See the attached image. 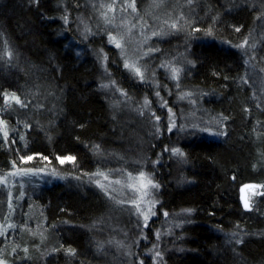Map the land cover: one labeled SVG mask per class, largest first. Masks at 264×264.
Here are the masks:
<instances>
[{
  "label": "rangeland",
  "instance_id": "obj_1",
  "mask_svg": "<svg viewBox=\"0 0 264 264\" xmlns=\"http://www.w3.org/2000/svg\"><path fill=\"white\" fill-rule=\"evenodd\" d=\"M224 2L226 11L231 4L251 11V19L227 33L225 19L200 9L196 0H55L52 22L63 49L78 63L93 66L95 75L85 83L96 87L116 124L111 135L92 143L89 164L77 163L70 154L45 155L39 152L41 143L58 136L65 114L58 95L49 90L53 101L47 106L39 91L25 92L23 85L1 90L0 149L8 159L0 164V264L21 257L20 264H33L52 253L61 255V264H166V256L181 249L179 242L189 241L196 221L193 205L170 202L173 190L190 183L184 148L206 140L233 143L235 131L228 129L229 117L220 109L229 97H240L232 92L238 86L245 102L240 108L234 98L236 109L243 112V126L249 124L248 136L257 135L261 147L252 159L254 173L236 183L235 200L261 226L250 216L246 225L228 215L210 225L223 248L221 264L247 259L240 244L255 240L264 228V127L247 119L254 109L264 113V0ZM0 46L4 66L26 71L6 40ZM205 46L231 50L237 65L236 82L226 87L217 108L216 99L193 81L203 63L196 57ZM212 109L220 118L211 115ZM42 111L47 115L38 120L36 113ZM54 189L82 202V215L85 207L96 208L89 214L92 224L51 225L50 202L40 197ZM61 228V233L82 234L78 248L58 245Z\"/></svg>",
  "mask_w": 264,
  "mask_h": 264
},
{
  "label": "trees",
  "instance_id": "obj_2",
  "mask_svg": "<svg viewBox=\"0 0 264 264\" xmlns=\"http://www.w3.org/2000/svg\"><path fill=\"white\" fill-rule=\"evenodd\" d=\"M189 1L193 4L195 0ZM196 1L200 9H209L211 12L213 10V17L217 20L225 19L223 28L227 33L251 19V11L246 8H234V4H231L232 9L226 11L228 4L225 0L214 4L211 0ZM56 15L55 0H0V44L6 40L13 54L17 56L20 68L26 70L13 71L15 66L9 69L0 62V92L10 84L23 85L25 92L27 89L32 92L39 91L40 97L46 98L47 101L43 100L47 106L52 100V95H47V92L52 90L57 94L65 114L58 122V136L48 144L41 143L39 152L45 155H48L49 151L59 155L70 154L77 163L89 164L92 161V143L111 135L116 120L103 109L96 87L87 85V80L90 81L95 75L93 66H88L85 62L78 63L77 57L71 51L63 49V38H58L57 25L52 22ZM0 50L2 51L1 46ZM231 52L221 47L217 49L205 46L200 52V57H196V63L201 60L203 63L198 78L195 76L193 80L194 84L207 90L216 99V108L226 96V87L237 79V65L234 64ZM232 92L234 96L240 94V97L234 98L238 100L241 108L245 101L240 86L234 87ZM233 99L229 97L226 106L220 109L229 117L228 129L235 131L233 143L216 145L206 143L210 140L205 139L206 142L199 141L190 150L188 146L184 148L190 164L185 173L190 183L173 190L170 202L172 205H193L197 213L196 221L190 226L189 241L182 239L178 244L181 249L167 255L166 264H221L224 260L223 248L215 233L216 228L210 224L220 223L217 220L224 219L225 215L246 225L251 224L247 219L252 218L256 227L261 226V220L255 218L253 212H243L235 200L236 183L254 173L252 159L255 152L257 156L260 151L261 144L257 135L256 139L248 136L249 124L243 126V112L240 113L241 109H236L237 104L235 106ZM250 107L253 108V105L250 104ZM212 111L215 113L211 114L212 116L220 118L216 109ZM42 112L36 113L38 120L47 115L44 114L45 111ZM247 119L249 123L259 122L264 127V113L257 109L249 113ZM6 159L8 155L0 149V164H5ZM258 165L256 160V176L260 174ZM231 175L235 176L234 180H231ZM50 191H47L46 197L41 196L40 199L43 203L46 200L50 202L47 214L51 225L69 222L72 225L83 224L89 227L92 224L89 223V214L95 213L96 208L85 207L82 215L83 205L76 197L67 191ZM99 208L103 209L101 206ZM248 216L250 218L246 219ZM61 230L62 228L55 230L58 234V245L63 243L66 246L74 245L76 248L80 246L82 234L61 233ZM262 230H258L259 235L255 240L240 244V249L247 258L242 260L243 263H237L233 258L224 263L264 264V233L260 232ZM22 260L23 257L16 259L12 264H20ZM33 264H61V255L52 253Z\"/></svg>",
  "mask_w": 264,
  "mask_h": 264
},
{
  "label": "snow or ice",
  "instance_id": "obj_3",
  "mask_svg": "<svg viewBox=\"0 0 264 264\" xmlns=\"http://www.w3.org/2000/svg\"><path fill=\"white\" fill-rule=\"evenodd\" d=\"M114 39V38H113ZM120 45L117 43V47H119ZM128 65H126V67H127ZM13 99H16L15 97H13ZM17 102H19L18 100H17ZM68 159H72L71 157H69ZM61 163H63V160L61 161ZM142 176H143V174H141ZM245 207L247 208L248 207V204L247 203H245Z\"/></svg>",
  "mask_w": 264,
  "mask_h": 264
}]
</instances>
